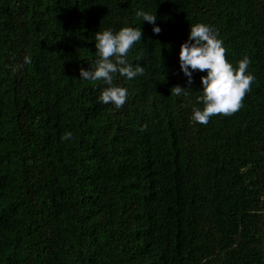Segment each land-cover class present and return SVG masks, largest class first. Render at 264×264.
I'll list each match as a JSON object with an SVG mask.
<instances>
[{"label":"trees","instance_id":"obj_1","mask_svg":"<svg viewBox=\"0 0 264 264\" xmlns=\"http://www.w3.org/2000/svg\"><path fill=\"white\" fill-rule=\"evenodd\" d=\"M195 24L255 77L207 125L191 120L207 73L189 85L179 62ZM124 27L145 72L116 74V109L79 70ZM0 264H264V0H0Z\"/></svg>","mask_w":264,"mask_h":264},{"label":"clouds","instance_id":"obj_2","mask_svg":"<svg viewBox=\"0 0 264 264\" xmlns=\"http://www.w3.org/2000/svg\"><path fill=\"white\" fill-rule=\"evenodd\" d=\"M135 17L141 21H147L153 25L154 34H159L161 28L155 26L157 16L143 10H137ZM142 29L124 27L118 32L105 30L94 35L96 59L91 64V70L80 68V79L102 82L106 87L102 90L98 101L103 104L111 103L116 109H120L126 102L128 90L115 86L113 81L116 74L134 79L144 75L145 68L139 64H130L127 56L129 50L137 42H141ZM218 32L213 26L207 24L191 25L187 41L181 44L179 52L180 70L188 78L187 83H193L192 74L199 70L206 72L201 76L203 90L197 96V103H203L204 108H193L191 120L201 125H207L209 118L215 115L229 116L239 111L245 94L255 80L252 73L245 74L249 69L251 60L245 56L238 61V68L225 58V49L222 41L217 38ZM140 57L136 58L139 61ZM25 64L31 63V57L24 58ZM23 65L12 67L15 72ZM185 88L177 85L171 89V94L187 95ZM146 127V126H145ZM143 130V129H142ZM73 137L71 132L62 135L61 140L67 141Z\"/></svg>","mask_w":264,"mask_h":264}]
</instances>
